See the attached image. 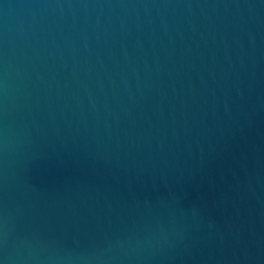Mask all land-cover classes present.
I'll use <instances>...</instances> for the list:
<instances>
[{"label": "water", "instance_id": "95a60500", "mask_svg": "<svg viewBox=\"0 0 264 264\" xmlns=\"http://www.w3.org/2000/svg\"><path fill=\"white\" fill-rule=\"evenodd\" d=\"M0 264H264V0H0Z\"/></svg>", "mask_w": 264, "mask_h": 264}]
</instances>
